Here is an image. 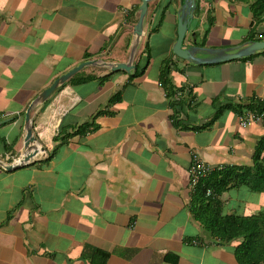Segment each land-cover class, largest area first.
Here are the masks:
<instances>
[{
	"label": "crops",
	"instance_id": "1",
	"mask_svg": "<svg viewBox=\"0 0 264 264\" xmlns=\"http://www.w3.org/2000/svg\"><path fill=\"white\" fill-rule=\"evenodd\" d=\"M141 3L0 0L5 163L24 154L25 116L37 96L95 61L33 105V132L46 148L40 159L11 170L0 164V264H243L244 235L223 240L194 216L189 169L194 154L212 166L253 165L264 124L243 126L240 111L264 100V49L215 63L182 59L173 46L184 0H151L136 69L112 71L103 63L130 58ZM261 6L197 0L185 44L264 40ZM166 67L183 89L174 104L162 83ZM220 200L223 213L247 221L264 212V191L247 184Z\"/></svg>",
	"mask_w": 264,
	"mask_h": 264
},
{
	"label": "trees",
	"instance_id": "2",
	"mask_svg": "<svg viewBox=\"0 0 264 264\" xmlns=\"http://www.w3.org/2000/svg\"><path fill=\"white\" fill-rule=\"evenodd\" d=\"M258 9H260V14L264 13V6ZM167 65L169 67V63ZM146 66L145 61L144 64L139 65L136 73L142 74ZM169 71L166 67L162 83L168 95L174 98V104V101L177 103L175 97L181 88L175 89L170 84L166 76ZM180 92H183V89ZM251 110L264 114V100L256 99ZM244 111L241 108L240 113ZM262 123L264 124V118ZM253 159L252 166H215L210 174L200 179L199 184L193 190L192 211L194 216L215 236L223 240H231L238 235H244V241L237 248L238 256L243 264H264V212L253 217L255 222L247 221L250 217L223 213L220 200L221 193L237 184H247L255 191H264V137L258 141ZM209 190H211L210 194Z\"/></svg>",
	"mask_w": 264,
	"mask_h": 264
},
{
	"label": "water",
	"instance_id": "3",
	"mask_svg": "<svg viewBox=\"0 0 264 264\" xmlns=\"http://www.w3.org/2000/svg\"><path fill=\"white\" fill-rule=\"evenodd\" d=\"M151 0H142L139 8L138 21L134 28V40L132 43V49L130 58L127 62H104L103 64L109 66L112 71L125 70L131 72L136 69V65L133 63L134 56L141 41L145 18L148 14L149 2ZM197 6V0H184L182 7L178 13V36L173 46V52L180 58L193 61L195 63H215L229 61L236 58H242L254 54L256 51L264 49V40H252L241 45L230 47H204L193 44H185L187 34L190 31L195 9ZM199 52L205 54V56H198ZM95 63L94 60L84 61L66 73L59 76L54 82L45 88L37 98L28 107L25 116L26 133L24 138V154L12 163H5L0 159V164L7 170L15 169L34 162L40 159V152L46 150L45 146L38 142V138L33 132V123L31 117V109L34 104L46 101L52 92L67 81L71 76L80 71L84 66ZM41 150V151H40Z\"/></svg>",
	"mask_w": 264,
	"mask_h": 264
},
{
	"label": "built area",
	"instance_id": "4",
	"mask_svg": "<svg viewBox=\"0 0 264 264\" xmlns=\"http://www.w3.org/2000/svg\"><path fill=\"white\" fill-rule=\"evenodd\" d=\"M127 13L129 10H125ZM126 13V14H127ZM183 96V92H178L176 95V99L179 100ZM5 112H2L0 114V119L5 118ZM264 118L263 113H259L255 110H247L241 115V124L243 126H246L250 122H262ZM215 166H212L211 164L205 162L202 160L198 154H194L192 159V164L190 166V188L191 190H195L196 186L199 184L200 179L210 174ZM211 193V190L208 192Z\"/></svg>",
	"mask_w": 264,
	"mask_h": 264
},
{
	"label": "rangeland",
	"instance_id": "5",
	"mask_svg": "<svg viewBox=\"0 0 264 264\" xmlns=\"http://www.w3.org/2000/svg\"><path fill=\"white\" fill-rule=\"evenodd\" d=\"M149 54V52L146 53V56Z\"/></svg>",
	"mask_w": 264,
	"mask_h": 264
}]
</instances>
